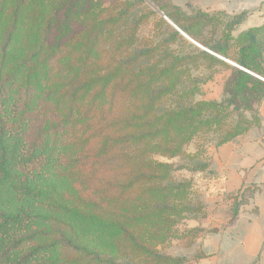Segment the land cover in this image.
<instances>
[{
    "label": "trees",
    "instance_id": "obj_1",
    "mask_svg": "<svg viewBox=\"0 0 264 264\" xmlns=\"http://www.w3.org/2000/svg\"><path fill=\"white\" fill-rule=\"evenodd\" d=\"M146 1L208 52L160 17L194 52L141 69L136 53L116 59L121 16L94 0H0V264H121L119 246L162 237L185 196L183 186L164 185L172 169L151 156L184 155L209 125L216 148L259 125L264 23L234 36L240 16ZM221 72L222 103L191 104ZM171 94L177 103L157 116ZM230 106L237 114L228 123Z\"/></svg>",
    "mask_w": 264,
    "mask_h": 264
},
{
    "label": "rangeland",
    "instance_id": "obj_2",
    "mask_svg": "<svg viewBox=\"0 0 264 264\" xmlns=\"http://www.w3.org/2000/svg\"><path fill=\"white\" fill-rule=\"evenodd\" d=\"M94 1L98 3L99 10L104 14L112 17L121 16L117 28L119 42H114L112 45L119 47V53L115 52L116 59L120 58L123 62L128 61L134 57L133 53H136L140 55L137 58V63H139L137 67L145 69L154 63H162L166 66L168 61L175 56L193 54L194 50L188 43L178 39L172 40L170 30L158 19L160 17L164 19L163 15L152 3L146 0H143L144 3H141V0ZM165 21L168 23L167 20ZM132 32L135 33L134 40L131 39ZM113 50L112 48L109 53L112 54ZM198 72L201 71L194 70L193 74L199 78ZM227 77L228 72H221L214 75L211 80L199 84L200 93L195 94L189 100L190 103H222L223 88ZM177 98L179 95L173 94L168 98H163L157 106V116L173 108L178 101ZM223 114V119L228 123L236 120L237 113L233 111L232 106ZM249 114L246 111L242 112V116L247 119H249ZM210 127L211 130L206 133L202 132L188 143L183 144L181 151L184 155L170 157L154 154L151 156L154 162L168 165L172 169L171 176L164 182V185L183 186L182 192L185 196L174 201V211L170 215L171 223L160 231L162 237L153 231L154 237L145 236L139 247L129 242L123 243L114 256L118 263L200 264L201 256L195 247L205 230L203 195L204 186L209 177V153L216 148L215 145L220 139V136L213 131L214 125H209L208 128ZM163 237L166 238L161 242ZM106 254L109 255L107 252Z\"/></svg>",
    "mask_w": 264,
    "mask_h": 264
},
{
    "label": "crops",
    "instance_id": "obj_3",
    "mask_svg": "<svg viewBox=\"0 0 264 264\" xmlns=\"http://www.w3.org/2000/svg\"><path fill=\"white\" fill-rule=\"evenodd\" d=\"M169 2L187 15L199 10L209 16H240L234 36L264 23V0ZM258 116V126L209 153V177L203 195L205 230L195 247L201 255L200 264H264V98ZM237 193L244 203L233 216Z\"/></svg>",
    "mask_w": 264,
    "mask_h": 264
},
{
    "label": "water",
    "instance_id": "obj_4",
    "mask_svg": "<svg viewBox=\"0 0 264 264\" xmlns=\"http://www.w3.org/2000/svg\"><path fill=\"white\" fill-rule=\"evenodd\" d=\"M161 15H162V13H160ZM164 19L165 20H167L168 21V23L174 28V29H176L178 32H180L179 31V29L176 27V26H174L166 17H164ZM181 33V32H180ZM183 35V34H182ZM186 39H188L190 42H192L193 44H195L196 46H198V47H200L197 43H195L194 41H192L190 38H188L187 36H185V35H183ZM203 50H205V49H203ZM231 64V63H230ZM231 65H233V66H235L234 64H231ZM235 67H237V66H235Z\"/></svg>",
    "mask_w": 264,
    "mask_h": 264
},
{
    "label": "built area",
    "instance_id": "obj_5",
    "mask_svg": "<svg viewBox=\"0 0 264 264\" xmlns=\"http://www.w3.org/2000/svg\"><path fill=\"white\" fill-rule=\"evenodd\" d=\"M181 34H183L182 32H181ZM184 35V34H183ZM263 82H264V79H261Z\"/></svg>",
    "mask_w": 264,
    "mask_h": 264
}]
</instances>
